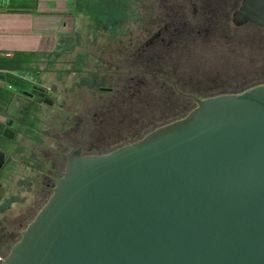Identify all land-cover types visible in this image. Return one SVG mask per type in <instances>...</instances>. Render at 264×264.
<instances>
[{
    "label": "water",
    "instance_id": "95a60500",
    "mask_svg": "<svg viewBox=\"0 0 264 264\" xmlns=\"http://www.w3.org/2000/svg\"><path fill=\"white\" fill-rule=\"evenodd\" d=\"M233 24L264 28V0ZM2 264H264V85L109 154L73 152Z\"/></svg>",
    "mask_w": 264,
    "mask_h": 264
},
{
    "label": "rangeland",
    "instance_id": "374dc122",
    "mask_svg": "<svg viewBox=\"0 0 264 264\" xmlns=\"http://www.w3.org/2000/svg\"><path fill=\"white\" fill-rule=\"evenodd\" d=\"M153 5L151 0H130L128 12L117 15L111 22L99 18L91 22L89 17L76 15L59 38V44L41 51L45 58L39 67L41 73L30 77L34 88L46 90V97L35 93L33 98L39 108V129L32 139L18 136L14 146L15 168L6 171L0 181V238L14 233L18 241L21 239L22 232L46 205L62 177L54 174V170L63 165L62 173L65 172L67 158L77 149L82 133L95 136L85 140L101 139L100 144L106 141L100 149L97 146L95 153L120 146L115 132L108 137L94 132L117 105H122L120 110L126 113L132 111L130 99L136 96V88L146 78L134 62L140 54H145L144 46L159 29V24L154 22L157 17L153 16ZM232 36L242 38V45L199 51L201 54L196 57L199 62L192 67L208 97L223 90L234 91L238 82H246L247 88L264 83V47L253 49L250 45L264 39V30L247 27L233 31ZM75 70L81 73H74ZM66 71L71 73L66 75L63 73ZM242 83L240 88L244 87ZM121 91L124 97L119 96ZM146 99L154 107L161 100ZM162 99L165 102L174 98ZM28 105L26 96L15 99L9 109L10 119L14 120L11 130L18 129L15 120L22 117ZM153 110L150 116L157 126L172 121L174 114H168L170 111L163 109L164 115ZM121 118L119 114L115 117L117 127L122 126ZM6 159L0 152V167ZM9 253L10 248L1 249L0 258L6 259Z\"/></svg>",
    "mask_w": 264,
    "mask_h": 264
},
{
    "label": "flooded vegetation",
    "instance_id": "af4514ba",
    "mask_svg": "<svg viewBox=\"0 0 264 264\" xmlns=\"http://www.w3.org/2000/svg\"><path fill=\"white\" fill-rule=\"evenodd\" d=\"M151 2L154 3L153 9H155H152L153 16L157 17L154 22L159 24V29L144 46V58H137L134 62L137 63L134 66H137L138 71L146 77L136 88V93L145 98L161 99L157 102L156 108L154 107V110H158L155 112L163 113V109L166 112L183 108L195 109L197 100L213 98L203 93L199 75H195V70L192 68L199 62L196 57L201 54L199 51L203 53L215 47L227 49L226 46L242 45V38L232 36V32H238L249 26L236 27L233 24V14L241 7L243 0H151ZM259 40L261 41V38ZM197 72L200 73L199 70ZM148 78L150 81L147 80ZM241 83L238 82L234 91L223 90L218 95L245 90L246 82L242 83L243 88H240ZM31 93L33 97H28L29 99H33L35 93L46 97V90L41 91L40 88H33ZM123 93L124 91L119 92L120 95ZM162 98L174 99L164 102ZM116 126L115 123L110 124L112 133L106 136L101 132L100 126L96 131L94 130V133H100L101 137L112 136ZM90 137L95 136L89 132L87 139ZM100 140L92 142L82 137L75 151L81 149L83 156L99 155L92 151L97 146L102 147L101 144L105 145L103 143L106 141H101L100 144ZM61 166L63 168V165ZM62 168L55 169L54 174H63Z\"/></svg>",
    "mask_w": 264,
    "mask_h": 264
},
{
    "label": "trees",
    "instance_id": "16d2710c",
    "mask_svg": "<svg viewBox=\"0 0 264 264\" xmlns=\"http://www.w3.org/2000/svg\"><path fill=\"white\" fill-rule=\"evenodd\" d=\"M129 1L130 0H74L75 6L73 11L75 15L89 17L91 22H94V20L98 18L103 22H111L117 15L124 16L128 12ZM37 5L38 0H0V7L6 9V12L8 13L14 14L28 13L29 11L36 9ZM247 27L254 30H260L259 28L251 25L246 26V28ZM250 45L253 49H257L259 47L263 48L264 39L261 38V41L259 40L258 42ZM141 57L144 58V54L143 56L140 54L138 58ZM44 61V55L38 51L0 52V152L7 156L6 161H4L3 165L0 167V181L4 179V173L6 171H13L15 168V158L17 152L14 150V146L17 143L18 136L24 135L27 138L32 139L34 133L39 129L38 125L40 120L38 118V104L33 99H29V105L24 114L22 117L15 120V123L18 126V129L14 130L15 138L13 140H9L4 136L5 130L7 129L8 119L11 117L9 113L11 105L18 96H26V92L31 93L34 85L30 80V77H38L41 73L39 67ZM48 65H51V62L50 64L48 62ZM73 72L81 73V70H75ZM63 73L69 75L71 72L66 71ZM260 85H264V83L254 86L252 85L240 92H226L224 95L241 94ZM119 96L124 97V95L120 94ZM132 98L133 99H130L132 111L126 113L123 109L120 110L122 105H117L118 110L114 107L109 114L107 113V117L105 116L100 124V130L106 136L107 134L112 133L109 125L116 122L114 120L115 117L118 114L122 116V126H116L117 128L115 130L116 135L118 134V140L116 142L120 146H117L115 149L100 150V152L96 154H109L121 147L137 142L152 131L185 118L192 110H194V108H183L178 109L177 111H172L168 113L174 114L172 121L161 123L157 126V123L153 122V116H150V111L154 109L150 100H147L143 97V95L138 93H136V96H133ZM125 128H130V130H126ZM82 137L87 139L88 133L84 132V134H81L80 141L82 140ZM94 150L92 151L93 153L96 152ZM17 242L18 236L16 234H5V236L0 238V250L3 248H10L11 250ZM0 264L2 263L0 262Z\"/></svg>",
    "mask_w": 264,
    "mask_h": 264
},
{
    "label": "crops",
    "instance_id": "0c3cea01",
    "mask_svg": "<svg viewBox=\"0 0 264 264\" xmlns=\"http://www.w3.org/2000/svg\"><path fill=\"white\" fill-rule=\"evenodd\" d=\"M74 0H38L28 13H8L0 7V52L44 51L75 21Z\"/></svg>",
    "mask_w": 264,
    "mask_h": 264
},
{
    "label": "built area",
    "instance_id": "2783aa9c",
    "mask_svg": "<svg viewBox=\"0 0 264 264\" xmlns=\"http://www.w3.org/2000/svg\"><path fill=\"white\" fill-rule=\"evenodd\" d=\"M5 259H3V258H0V261L3 263V261H4Z\"/></svg>",
    "mask_w": 264,
    "mask_h": 264
}]
</instances>
